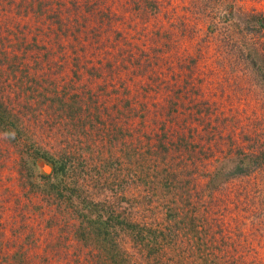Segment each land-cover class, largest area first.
<instances>
[{
  "label": "rangeland",
  "instance_id": "rangeland-1",
  "mask_svg": "<svg viewBox=\"0 0 264 264\" xmlns=\"http://www.w3.org/2000/svg\"><path fill=\"white\" fill-rule=\"evenodd\" d=\"M191 5L0 0V264H264V87Z\"/></svg>",
  "mask_w": 264,
  "mask_h": 264
},
{
  "label": "trees",
  "instance_id": "trees-1",
  "mask_svg": "<svg viewBox=\"0 0 264 264\" xmlns=\"http://www.w3.org/2000/svg\"><path fill=\"white\" fill-rule=\"evenodd\" d=\"M189 1L190 10L208 22L215 44L228 62L241 63L253 76L259 75L256 80L264 87V78L259 79L264 74V14L254 8L234 7L228 0Z\"/></svg>",
  "mask_w": 264,
  "mask_h": 264
}]
</instances>
